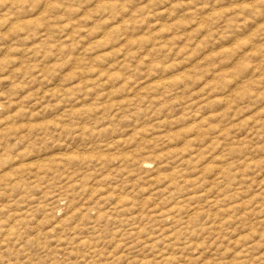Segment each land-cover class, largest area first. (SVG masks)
<instances>
[{
	"label": "rangeland",
	"instance_id": "obj_1",
	"mask_svg": "<svg viewBox=\"0 0 264 264\" xmlns=\"http://www.w3.org/2000/svg\"><path fill=\"white\" fill-rule=\"evenodd\" d=\"M0 264H264V0H0Z\"/></svg>",
	"mask_w": 264,
	"mask_h": 264
}]
</instances>
